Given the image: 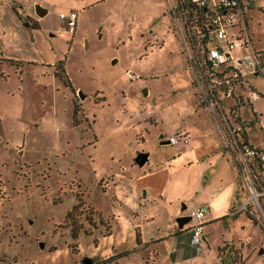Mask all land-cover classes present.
Segmentation results:
<instances>
[{
  "label": "rangeland",
  "instance_id": "rangeland-1",
  "mask_svg": "<svg viewBox=\"0 0 264 264\" xmlns=\"http://www.w3.org/2000/svg\"><path fill=\"white\" fill-rule=\"evenodd\" d=\"M241 3L264 52V0ZM174 9L175 0H0V264H148L147 247L156 264H264V219L244 213L205 223L193 255L174 247L178 219L202 198L225 215L233 204L231 129L264 149V79L244 63L240 79H204ZM69 10L73 35L59 17ZM58 61L67 84L54 76ZM177 124L187 142L161 144Z\"/></svg>",
  "mask_w": 264,
  "mask_h": 264
},
{
  "label": "built area",
  "instance_id": "built-area-1",
  "mask_svg": "<svg viewBox=\"0 0 264 264\" xmlns=\"http://www.w3.org/2000/svg\"><path fill=\"white\" fill-rule=\"evenodd\" d=\"M184 3L194 4L196 9H202L203 17L197 20L196 16H191L188 22L181 7ZM178 4L179 8L176 10ZM76 14L75 10L59 13L63 30L73 32ZM174 15L181 17L194 55V63L204 79H240L242 63L250 67L254 75H260L264 79V63L251 47L241 0H175ZM234 19H237L238 31H231L227 36L224 28L233 26ZM222 64H226L225 67L218 70L217 67ZM127 77L129 80H134L136 75L127 72ZM229 95L228 91L224 93V96ZM260 131L264 138V127ZM231 132L233 133L231 137H234L233 145L229 150L232 155L231 161L237 173L239 189L244 196L228 215L232 217L244 213L255 223L263 222L264 149L250 145L246 141L243 143L238 129H231ZM236 139L240 141L237 142ZM166 141L169 144L177 141L186 143L187 139L173 135ZM206 210L205 205H200L189 215L195 220L189 229V243L194 249L199 247L203 240L201 217Z\"/></svg>",
  "mask_w": 264,
  "mask_h": 264
},
{
  "label": "crops",
  "instance_id": "crops-1",
  "mask_svg": "<svg viewBox=\"0 0 264 264\" xmlns=\"http://www.w3.org/2000/svg\"><path fill=\"white\" fill-rule=\"evenodd\" d=\"M19 5V4H18ZM19 7H20V5H19ZM39 10H40V13H39V15H42V14H44L46 11H47V9H42V8H39ZM77 13V12H76ZM76 23H77V14H76V19H75V26H74V29H73V32H71V35H73L74 34V32H75V27H76ZM84 42H86V40H84ZM87 43V42H86ZM250 43H251V41H250ZM251 47H252V49H254L255 51H263V49H261V48H255L254 46H253V44L251 43ZM185 80V84L187 85V79H184ZM191 115V114H190ZM252 116V119H254L255 121L257 120L256 119V117L254 116V114H252L251 115ZM177 123L179 122V120L177 119V121H176ZM247 123H250L251 121H246ZM252 123V122H251ZM216 124V123H215ZM217 126V125H216ZM180 130V125L179 124H177L176 126H173V127H171V132H169V134H168V136H167V138L169 137V136H173V135H177V136H179V137H185V134H186V128H185V131L184 132H180L179 131ZM232 139H231V142H232V145H233V140H234V137H231ZM167 140V139H166ZM166 140H162L161 141V144H163V143H167V141ZM242 140V139H241ZM236 141L237 142H239L240 141V139H236ZM245 141L248 143V144H250V145H253V146H258V147H260L258 144H253V143H251L249 140H248V136H247V133H246V139H245ZM177 142H179V141H177ZM179 154V153H178ZM229 155H230V166L232 167V169L233 170H235V167H234V165L232 164V161H231V153H230V151H229ZM146 161H147V158H146ZM235 172H236V170H235ZM143 175H145V174H143ZM143 175H137L136 173L135 174H133L132 176H131V179H134L135 180V178H137V176H143ZM233 175H234V173H233ZM236 176H237V173H236ZM230 179L232 180V184L233 185H231L232 186V191L235 193V195H234V197H233V204H231V203H225V206H224V208H222V209H227L228 208V211H230L231 209H233L234 207H235V205H236V203H238L239 202V193L237 192V190L239 189V188H235V186H234V183H233V178H231V176H230ZM121 184H123V181L121 182ZM236 189V190H235ZM141 196H142V199H143V201H146L145 199V197H146V190L143 188H141ZM159 197H162L161 195H159ZM211 198L212 197H210V198H208V197H204V198H202V200L201 201H199L198 203H196V205H195V209L197 208V207H199L200 205H205L206 207H207V210H206V213L201 217V221H202V223H203V226L205 225V223H207V222H209V221H213V220H216V219H220V221H223V222H225L226 220H228V218H234L235 216H229L228 215V212H227V214L225 215V213L226 212H222L223 210H220V209H218L217 208V205L215 204V202H213L212 200H211ZM115 202L120 206L121 205V203H120V201H117L118 200V198H116L115 197ZM222 203V202H221ZM238 205V204H237ZM230 207V208H229ZM237 207V206H236ZM194 209V210H195ZM193 211V210H192ZM133 215H132V214ZM130 219L131 220H133V217H134V214L136 215V213L135 212H131L130 211ZM149 219H152V217H150ZM190 219V218H189ZM193 219V218H192ZM194 220V219H193ZM194 222H195V220H194ZM193 222V223H194ZM189 229H190V227H187L186 229H183V227H180V228H178V231L177 232H175L174 233V235H177L178 237H177V239H176V244H174V247L177 249H181V251L183 252V255H181V257L182 258H184L185 256H188V255H186V252H189V250H195L193 247H191V245H190V243H189ZM183 234V235H182ZM137 235L139 236V239H138V241H139V244H137V249H139V250H142V249H144V248H146L145 247V243L144 244H141V242H140V233H138L137 232ZM171 235V234H170ZM202 236H203V239H204V235H203V228H202ZM165 236H163V238H164ZM195 253V251L194 252H191V254L190 255H193ZM146 255H145V260H149V261H151V263H153V264H156L155 263V258L157 257V251L155 250V249H148V247L146 248V253H145ZM189 254V253H188ZM170 257L172 258V259H175L176 258V250L175 251H172L171 252V254H170ZM164 260V259H163ZM150 263V262H149ZM148 263V264H149Z\"/></svg>",
  "mask_w": 264,
  "mask_h": 264
},
{
  "label": "trees",
  "instance_id": "trees-1",
  "mask_svg": "<svg viewBox=\"0 0 264 264\" xmlns=\"http://www.w3.org/2000/svg\"><path fill=\"white\" fill-rule=\"evenodd\" d=\"M10 7H11V10L14 12L15 16L21 22L22 26H24V27H26L28 29H36V28H38V24L36 23V21H31V19H28L27 17H22L19 14V12L16 10L15 7H13V6H10ZM181 7H183V14H184V16H185V18L187 19L188 22H190L191 16L192 17L196 16L197 20H199L204 15L203 10L202 9H196L194 4L184 3ZM177 8H179V4L177 5L176 10H177ZM256 54L259 55L260 60L262 61V63H264V52L263 51H256ZM5 61L8 62V63H11V64L13 63V61H11V60H5ZM61 62L62 61H58L57 63H55L53 65V67L58 68L59 71L61 72L60 74H57L56 71H54V76L59 78L65 84H67L68 83V79L66 78V76L64 74L63 68L61 66V64H62ZM238 133L241 136V138L243 139V143H245L246 134L243 133L242 131H239ZM72 208L74 209V207H72ZM69 214L70 213L67 212L65 214L64 218L65 219L68 218L70 216ZM70 225H72V223ZM71 235L73 237L76 236V229H72V227H71ZM135 235H137V234L135 233ZM115 256H117V255H115Z\"/></svg>",
  "mask_w": 264,
  "mask_h": 264
},
{
  "label": "water",
  "instance_id": "water-1",
  "mask_svg": "<svg viewBox=\"0 0 264 264\" xmlns=\"http://www.w3.org/2000/svg\"><path fill=\"white\" fill-rule=\"evenodd\" d=\"M36 10H37V13L39 14L40 13V10H39V7H36ZM78 94L80 95V97L82 98L83 95H81L80 91H78ZM146 158H147V153L145 152H140V153H137L133 159L134 163L137 165V166H141L143 165L145 162H146ZM190 217L189 216H186V217H180L178 219V228L182 227L183 223H185L186 221H188ZM39 247H42V243H39ZM82 264H91V260H89L88 258H83L81 261H80Z\"/></svg>",
  "mask_w": 264,
  "mask_h": 264
}]
</instances>
